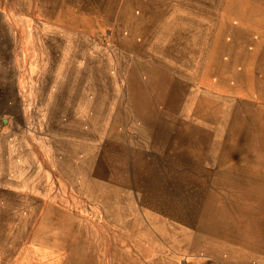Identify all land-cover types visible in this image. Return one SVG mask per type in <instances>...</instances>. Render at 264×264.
Returning <instances> with one entry per match:
<instances>
[{"label":"rangeland","instance_id":"obj_1","mask_svg":"<svg viewBox=\"0 0 264 264\" xmlns=\"http://www.w3.org/2000/svg\"><path fill=\"white\" fill-rule=\"evenodd\" d=\"M261 35L264 0H0L4 71L13 67L20 93L15 109L0 96V132L19 125L43 158L53 153L44 147L45 112L38 106L51 94L46 133L72 137L64 136L65 149L84 157L78 191L57 177L65 192L53 202L63 211L47 209L44 219L30 223L28 201H15V242L21 243L15 258L43 264L223 261L219 247L206 246L235 243L244 222L237 208L226 206L224 194L232 192L213 191L212 174L224 162L264 169V58L248 52L252 41L264 50ZM233 38L241 42L235 58L228 55ZM235 63L253 76L238 87L245 85L249 97L204 91V75L222 74ZM43 87L46 95L35 91ZM62 93L67 104L59 102ZM76 101L83 122L68 109ZM52 145L60 148L57 140ZM11 208L0 207V218ZM28 229L35 232L32 242ZM7 241L0 238V259L12 260ZM33 241L46 253L22 252ZM256 247L253 261L264 264V239Z\"/></svg>","mask_w":264,"mask_h":264},{"label":"crops","instance_id":"obj_2","mask_svg":"<svg viewBox=\"0 0 264 264\" xmlns=\"http://www.w3.org/2000/svg\"><path fill=\"white\" fill-rule=\"evenodd\" d=\"M250 36L251 34L243 35L244 39ZM239 39L233 38L229 42V46L233 49V51L228 52L230 57L235 58L237 55H240L237 52L241 45V42L238 41ZM259 45L264 46V44ZM251 49L248 51L249 53L258 55L255 59L264 58L262 57L264 56V50L258 49L254 41H252ZM248 52H246L247 55ZM4 57V46L0 40L1 101L2 104H10L11 109H15V95L20 93L18 90H15V73L13 69L11 70L13 67H8L7 72L4 71V66L7 62ZM220 57L223 58L224 54H221ZM237 66L238 63H235L233 66L230 65L227 71L219 75L211 73L204 75V91L215 98L237 97L238 95L249 97V92L242 91L245 85H241V90L238 87H240L241 79L248 77H252L253 79V76L248 74V69L238 71ZM258 76V73H256L255 77L257 79H259ZM36 89L35 91L38 93L42 91L44 95L49 92L45 87L43 89ZM62 95L63 99H60L59 102L67 104L69 99H65L66 93H62ZM50 96L51 94H49V101H46L45 98L43 100L39 98L38 106L40 107L39 109H43L45 112L43 131L48 136V142L44 144V147H49L47 149L49 151L53 149V153H49L47 157L43 158L39 145L34 141V137L26 134L27 131L23 130L22 127L17 128L19 125L10 124L5 131L0 132V207H12L11 210L7 211V214L0 218V238L10 240L5 243V247L8 250V255L11 253V256H13L12 260H9L8 256L6 259H0V264H9L10 261L14 264H43L45 262L40 259H29L25 263L22 259L18 260L19 256L15 258V252L21 249V243L15 242V238H19L18 232H15V201L16 203L22 201V199L28 201V206L34 214L33 217L29 216L32 219L30 223H35L37 217L45 218L44 211L47 209L54 208L58 211H63L60 202H53V198L60 201V198L57 197L61 192H65L57 181V177L62 181L74 185L77 191L83 183V153L80 150H71L69 152L65 149L66 140L64 136L68 139L72 137L66 134L52 137L50 133H46V131L50 130L49 127L52 126V120H48L51 118L50 112L52 110ZM66 108L67 106L65 105ZM70 108L79 112V116L77 114L76 118L80 122H83L84 115L81 113L83 110L82 104L80 103L79 105L76 101L75 107L70 105L68 109ZM61 132H64V129H61ZM65 133H67V129H65ZM79 135L80 139L84 137L82 134ZM79 138L75 137L73 143L80 144L81 140ZM54 140L59 141L60 144V148L57 150L52 145ZM239 164L241 163L232 166L233 163H218V170L215 168L212 174V182L215 184L213 191L232 192V194H224L226 206L237 208L235 212L240 211L242 213L244 222L242 238H239L235 243H231L227 239L223 242L221 239L219 243L214 241L212 244L208 243L207 246L205 245L206 248L210 249L219 247V254L225 256L223 261L215 262L214 264H255L253 260L259 256V251L256 247L257 242L260 239H264V169L247 167L248 170H245ZM213 195L215 194L213 193ZM221 218L225 220L224 215ZM30 226L29 228L33 229ZM32 229H28L25 235L29 242H32L31 235L35 233ZM45 249L33 241L22 252L30 251V253L41 256L46 253L42 252ZM51 251L53 252L47 251L50 256L56 255L55 250ZM18 255H20L19 252ZM46 264L54 263L47 262Z\"/></svg>","mask_w":264,"mask_h":264}]
</instances>
